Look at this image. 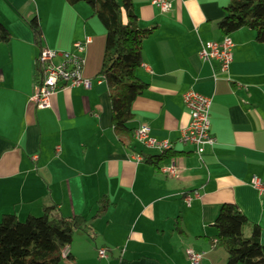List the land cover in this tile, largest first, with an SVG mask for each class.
Segmentation results:
<instances>
[{
    "label": "crops",
    "instance_id": "crops-1",
    "mask_svg": "<svg viewBox=\"0 0 264 264\" xmlns=\"http://www.w3.org/2000/svg\"><path fill=\"white\" fill-rule=\"evenodd\" d=\"M161 13L152 0H131L138 24L156 25L142 43L140 77L148 84L132 103L127 130L114 128L109 90L99 77L105 32L85 3L65 0H0V22L10 31L0 44V220L39 217L57 205L64 216H83L88 232H75L60 264H190L186 250L203 252L199 264H226V252L210 239L222 204L232 203L249 225L260 227L264 243V195L250 182H264V43L254 31L229 35L235 44L226 73L217 61H204L201 43L219 42L216 24L229 0H170ZM42 31L34 42L28 23ZM89 38L82 77L90 88L65 87L39 109L31 96L42 71L41 48L71 51ZM55 63L59 59L54 60ZM192 89L211 99L210 131L216 144L198 156L194 147L173 141L180 171L166 176L135 156L156 155L135 142L133 131L147 125L157 140H174L189 123L182 95ZM37 159L32 160V156ZM199 197L190 206L186 194ZM106 197V213L96 218ZM179 221L183 234L175 228ZM107 250L106 258L98 249Z\"/></svg>",
    "mask_w": 264,
    "mask_h": 264
},
{
    "label": "trees",
    "instance_id": "trees-1",
    "mask_svg": "<svg viewBox=\"0 0 264 264\" xmlns=\"http://www.w3.org/2000/svg\"><path fill=\"white\" fill-rule=\"evenodd\" d=\"M65 1L70 5L87 4L91 17H95L104 29L105 46L99 77L106 82L109 90L114 128L127 130V123L134 116L132 103L148 85L139 75L142 43L157 26H140L131 0ZM28 24L34 33L35 44L40 47V27L30 22ZM216 27L223 38L239 29L248 28L254 31L258 43H264V0H229L224 16ZM10 38V31L0 22V44L9 43ZM36 62V68L42 71L43 66L38 58ZM170 150L156 155L140 154L141 160L159 168L164 159L176 156L170 154ZM109 205L108 199L102 197L95 217L103 216ZM248 225V220L235 204L220 206L212 224L215 234L210 242L225 250L226 264H264V243L259 240L260 227L252 225L251 233L246 237L244 228ZM174 226V230L183 234L179 221ZM88 230L90 224L86 218L64 216L57 205L45 207L39 217L28 216L24 220H19L14 214H5L0 220V264H60L64 260L61 250L69 246L75 232Z\"/></svg>",
    "mask_w": 264,
    "mask_h": 264
},
{
    "label": "built area",
    "instance_id": "built-area-1",
    "mask_svg": "<svg viewBox=\"0 0 264 264\" xmlns=\"http://www.w3.org/2000/svg\"><path fill=\"white\" fill-rule=\"evenodd\" d=\"M161 13L170 11L172 4L170 0H152ZM90 42L86 38L84 42L73 44L71 51H56L53 49L43 48L40 51L38 61L42 64V76L36 85V90L31 96L39 109H47L50 107L51 95L61 88L83 86L88 89L91 86L89 79L82 77V71L85 63L84 53L87 44ZM235 44L229 37H224L220 42L207 41L201 43L198 56L204 61L215 60L219 64V70L226 73L233 62V48ZM55 59H59L55 63ZM182 101L189 113V123L186 127L177 132L174 140L163 139L157 140L150 134V128L147 125H140L133 131L135 142L140 146L162 152L172 147L173 141H177L183 145H191L194 147L195 153L200 156L204 148L216 144V137L210 131V105L211 99L200 95L196 91L189 89L182 95ZM37 156H32V160H36ZM136 161H140L139 156H135ZM175 158H170L169 162L160 167V172L166 176L176 177L179 174ZM250 185L259 195H264V182L253 177ZM199 197V193L186 194L184 203L190 206L192 200ZM69 246H65L61 250V258L64 260L68 257ZM190 264H199L203 252H196L191 249L186 250ZM98 257L106 258L107 250L98 249Z\"/></svg>",
    "mask_w": 264,
    "mask_h": 264
},
{
    "label": "bare ground",
    "instance_id": "bare-ground-1",
    "mask_svg": "<svg viewBox=\"0 0 264 264\" xmlns=\"http://www.w3.org/2000/svg\"><path fill=\"white\" fill-rule=\"evenodd\" d=\"M43 49V48H42ZM160 153V152H159ZM141 159V158H140Z\"/></svg>",
    "mask_w": 264,
    "mask_h": 264
}]
</instances>
